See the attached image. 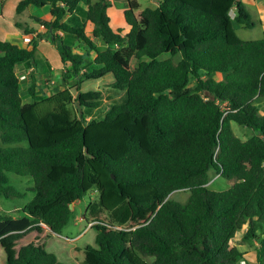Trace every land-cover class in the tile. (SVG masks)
<instances>
[{
    "label": "trees",
    "instance_id": "trees-1",
    "mask_svg": "<svg viewBox=\"0 0 264 264\" xmlns=\"http://www.w3.org/2000/svg\"><path fill=\"white\" fill-rule=\"evenodd\" d=\"M116 1L22 0L16 14L51 7L47 20L33 18L45 32L16 23L33 35L29 48L0 40V199L33 195L19 211L0 209L5 264H66L45 250L46 236L60 235L92 190L98 202L83 221L95 245L70 250L78 264H264V114L255 105L264 99V33L236 36L234 25H256L239 0L143 9L125 0L126 27L114 30ZM77 9L83 22L64 21ZM42 40L62 66L64 87L52 94L33 74L23 90L16 70L37 68ZM108 74L125 101L87 120L100 95L79 85ZM232 124L251 136L241 140ZM7 173L31 187L18 190ZM212 177L232 184L210 190ZM180 191L183 202L172 197ZM243 230L251 253L232 243Z\"/></svg>",
    "mask_w": 264,
    "mask_h": 264
},
{
    "label": "rangeland",
    "instance_id": "rangeland-1",
    "mask_svg": "<svg viewBox=\"0 0 264 264\" xmlns=\"http://www.w3.org/2000/svg\"><path fill=\"white\" fill-rule=\"evenodd\" d=\"M16 0H2L0 4L8 3V6H10L12 3H14ZM21 0H17V3L14 5V12L11 16H5V20L10 24L9 19H12L16 21V18L23 19L26 17L28 12H24L21 14H18L19 16H16V6ZM137 3H139L141 8H145L150 5V3H153L151 6H155L156 3H158V0H135ZM243 6L245 7L246 11L249 13V15L252 17L256 25L253 28H244L239 25H234V32L236 36L242 40V41H254L258 40L262 37V34L264 33V22H263V15H264V0H239ZM118 3L117 7L114 6L111 9H109L108 14L111 19L110 26L112 29H123L125 28V23L123 20V8L125 7V0H117ZM35 10V9H33ZM4 13L7 14V11H4ZM4 22V21H3ZM11 28L16 30L15 26L10 24ZM18 30H16L14 38L18 37ZM25 39L31 40L30 37H24L22 40V46H29V43H25ZM0 40H3L0 38ZM17 43V42H16ZM65 44L69 46H73L75 52H79L80 48L78 47L75 38L72 36H66L65 37ZM19 45V43H17ZM19 45V46H21ZM46 48V47H45ZM43 46L41 49L44 51L45 54H48L49 58L51 60L57 59L56 52L54 50L48 52L46 51ZM48 52V53H47ZM40 55V54H39ZM58 60V59H57ZM28 69H26L27 71ZM52 71H45L43 75H39L36 73L37 79L42 81L44 85V89L47 90L48 94L55 93L57 91H60L64 87V83L59 78L60 71H56L55 73L58 75V77H52L50 76V73ZM21 75H19L20 77ZM51 81H54V83H51ZM27 83H29V79L22 80V88L23 90L27 87ZM75 82H70L69 86L74 85ZM114 86V79L111 74H108L104 76L101 79L98 80H88L84 81L79 85V91L81 93L86 92H98L99 93V101H98V107L90 112L89 115H87V120L90 119H96L100 120L105 115L106 111L109 110V108L114 104H120L125 101V93L124 92H118L113 89ZM73 97L77 96V91L75 88L71 89ZM23 99L26 100V97ZM255 105L259 108V114H264V99H258L255 102ZM77 108L74 106V109ZM232 129L237 137H239L241 140H245L248 137L251 136V131L245 128H241L237 126L236 124H232ZM7 176L10 180V184L17 188L20 191H24L25 189L31 187L32 182L29 177H22L17 176L15 174L7 173ZM231 181H227L223 178H213L208 183V188L213 191H223L225 189H228L231 186ZM32 194L28 193V195L25 198L18 199L14 198L11 200H5L0 199V209L4 212H14L16 209L19 211V209L24 206L27 202H29L32 199ZM188 196V192L186 191H180L173 194V199L179 202H183L186 200ZM98 202V193L96 190H92L89 194H87L82 201L77 202L74 204V208L72 211V216L67 223V225L64 227L60 235H53L50 237L46 236L45 240V250L48 253L54 254L58 261L66 263V264H78L75 262V260L71 257L69 254V251L73 247L83 248L86 244L89 245H95L94 240L96 236V231L93 229H90L91 225H88L86 227L85 220L83 221V213L86 208V214L88 211V205L97 203ZM86 227V229H85ZM48 231V229H46ZM244 233L243 231H239L236 234V237L232 240V243H234L236 246H238L241 250L248 251L251 253L254 249V246H251L250 244H246L241 242L242 235ZM46 235V234H45ZM44 235V236H45ZM3 254L0 252V264H5V260L2 256ZM151 260V259H150ZM245 264V262H243Z\"/></svg>",
    "mask_w": 264,
    "mask_h": 264
},
{
    "label": "crops",
    "instance_id": "crops-1",
    "mask_svg": "<svg viewBox=\"0 0 264 264\" xmlns=\"http://www.w3.org/2000/svg\"><path fill=\"white\" fill-rule=\"evenodd\" d=\"M1 1L2 0H0V2ZM16 3H17V0L14 1V3H12L10 6H8V3H6V2L3 3V4H0V38H2L4 41L11 42L12 44H16L17 45V43H19V45H21L23 43L22 40H23L24 37H30V38H32L33 35H36L38 33H44L45 32V29L43 27H41V26H38V24H36V22L33 20V18H39V19L47 20L50 17V15H51V7L44 6V7L38 8V7H35V6H29L24 11V12H28L25 18H23V19L16 18V21H14L12 19H9L10 24H12L13 26H15L16 30H18V33H17L18 34V37L17 38H14V35H15L16 30H14V29L11 28L10 24H8V22L5 20V16L6 15L7 16L13 15L14 5ZM152 4L153 3H150L149 6H151ZM117 5H118V3H115V6L116 7H117ZM78 6H79V8L80 7L83 8L84 5H83L82 2H80L78 4ZM33 9H35V10H33ZM140 9H143V8L140 7ZM4 11H7V14L4 13ZM80 11H82V10L81 9L80 10L77 9L73 14L67 15L66 18L64 19V21L69 20V19H74L73 17H75V18H79V20L81 22H83L84 21V18L80 14ZM24 12H22V13H24ZM16 16H19V15L16 14ZM16 23L18 25H22L24 28H26V27L33 28V29H35L36 32L33 35H27L26 36L23 33V29L16 27ZM86 28L88 30L91 29V27H89V24H87V27ZM98 45H100V44L98 43ZM42 46L44 48L46 47L45 49L48 52H50L52 50L55 51L54 47L49 42H47L45 40H42L39 43V45H38V49H37V53H36V55H37V61H38L37 68L29 67L28 70L26 71L27 65H18L16 67V70H17V73L19 75L25 76V79L26 78L29 79V75L33 74L35 76L37 82L39 84H41L43 86V88H45L44 85L42 84L43 82L37 79L36 73H38L41 76V75H43L45 73V71H49L50 70V71H52L50 73V76L52 75V77H56V76L58 77V75L55 73V70L61 72L62 66L59 63V60H57L58 59L57 53H56L57 59L56 60L55 59L51 60L49 58L48 54H45L44 51L41 49ZM20 47L29 48V46H27V44L25 46H22L21 45ZM78 47L80 48V47H82V45L79 44ZM60 77H61V74L59 73V78ZM29 82H30V79H29ZM51 83H54V81H51ZM28 84L29 83H27V86H28ZM73 248H75V247H73ZM69 254H70V251H69Z\"/></svg>",
    "mask_w": 264,
    "mask_h": 264
},
{
    "label": "built area",
    "instance_id": "built-area-1",
    "mask_svg": "<svg viewBox=\"0 0 264 264\" xmlns=\"http://www.w3.org/2000/svg\"><path fill=\"white\" fill-rule=\"evenodd\" d=\"M158 1H159V0H158ZM155 5L158 6V3H156ZM229 16H230L231 19H234V17H235V11H234L233 9H231V10L229 11ZM25 40H27V41H25V43H29V42H30L29 39H25ZM24 79H25V76H21V77H20V80H21V81L24 80ZM241 264H244V263L241 262Z\"/></svg>",
    "mask_w": 264,
    "mask_h": 264
}]
</instances>
